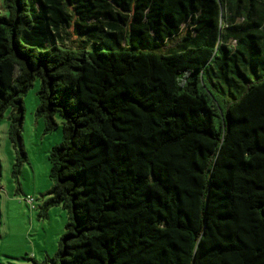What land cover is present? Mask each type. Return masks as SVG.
<instances>
[{
    "label": "trees",
    "instance_id": "trees-1",
    "mask_svg": "<svg viewBox=\"0 0 264 264\" xmlns=\"http://www.w3.org/2000/svg\"><path fill=\"white\" fill-rule=\"evenodd\" d=\"M36 78L67 216L41 264H264V0H0L15 178Z\"/></svg>",
    "mask_w": 264,
    "mask_h": 264
},
{
    "label": "rangeland",
    "instance_id": "rangeland-1",
    "mask_svg": "<svg viewBox=\"0 0 264 264\" xmlns=\"http://www.w3.org/2000/svg\"><path fill=\"white\" fill-rule=\"evenodd\" d=\"M39 89L36 78L22 97L21 145L26 160L16 178L12 174L15 152L8 138L11 109L0 118V264H41L56 253L65 233L67 216L61 205L49 208L44 217L39 215L52 187L49 152L62 140L59 116H55L57 129L45 132L44 121L35 114ZM27 198L33 199L32 204Z\"/></svg>",
    "mask_w": 264,
    "mask_h": 264
},
{
    "label": "built area",
    "instance_id": "built-area-1",
    "mask_svg": "<svg viewBox=\"0 0 264 264\" xmlns=\"http://www.w3.org/2000/svg\"><path fill=\"white\" fill-rule=\"evenodd\" d=\"M26 202L29 203V204H32L33 199H32V198H27V199H26Z\"/></svg>",
    "mask_w": 264,
    "mask_h": 264
}]
</instances>
